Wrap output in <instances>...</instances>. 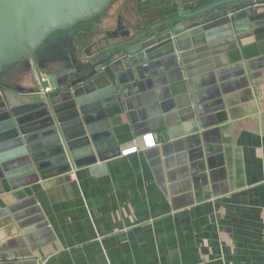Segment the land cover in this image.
<instances>
[{
	"label": "crops",
	"instance_id": "obj_1",
	"mask_svg": "<svg viewBox=\"0 0 264 264\" xmlns=\"http://www.w3.org/2000/svg\"><path fill=\"white\" fill-rule=\"evenodd\" d=\"M140 3L122 0L102 24L91 19L85 29L76 25L51 33L36 49L43 75L62 80L84 60L78 53L98 37L120 24L141 23L145 14L158 16L166 1L152 0L142 8ZM58 31L67 33L54 36ZM58 39L63 49L68 44L65 71L51 67L59 62ZM239 44L230 54L235 69L224 79L235 78L228 86L213 85L205 97L191 98L190 111L172 110L158 122V129L137 135L135 126L142 120L136 112L141 108L140 92L128 91L125 99L119 93L120 103L108 112L122 155L108 160L98 173L74 169L70 180L40 182L9 198L35 195L55 237L44 241L37 231L32 232L33 244L40 247L33 256L9 257L0 264H264V23ZM4 70L8 79L0 81L3 86L18 87L22 84L18 80L35 76L27 57ZM170 73L160 63L134 82H143L138 89L149 91L148 100L157 97L171 109L170 98L180 92L173 88ZM127 77L136 79L133 73ZM188 120L206 135L207 169L190 182L177 165L183 151L174 149L173 168L178 171L169 182L163 163L151 164L159 154L148 158L144 150L169 140L166 129ZM135 145L138 151H127Z\"/></svg>",
	"mask_w": 264,
	"mask_h": 264
},
{
	"label": "water",
	"instance_id": "obj_2",
	"mask_svg": "<svg viewBox=\"0 0 264 264\" xmlns=\"http://www.w3.org/2000/svg\"><path fill=\"white\" fill-rule=\"evenodd\" d=\"M111 1L0 0V70L23 57L35 70L33 79L24 78L18 87L0 84V200L5 203H0V260L33 256L40 247L33 244L32 232L44 241L55 237L35 195L9 198L40 182L70 180L74 169L98 173L122 155L108 112L120 103L119 93L125 99L128 91L140 92L136 134L153 131L172 110L190 111L191 98L205 97L213 85L225 89L235 78L224 79L235 69L230 54L264 23V0H165L164 13L145 14L141 23L120 24L98 37L62 80L46 78L37 46L57 30L103 16ZM160 63L172 71L171 84L180 92L169 99L171 109L157 97L148 100L149 91L138 89L143 82H134ZM131 73L136 79L129 81ZM177 126L166 129L169 140L144 153L161 155L151 164L163 163L170 182L178 171L171 153L181 149L178 169L191 182L206 172L207 139L192 120Z\"/></svg>",
	"mask_w": 264,
	"mask_h": 264
},
{
	"label": "rangeland",
	"instance_id": "obj_3",
	"mask_svg": "<svg viewBox=\"0 0 264 264\" xmlns=\"http://www.w3.org/2000/svg\"><path fill=\"white\" fill-rule=\"evenodd\" d=\"M105 2L107 1V0H104ZM129 1H133V0H129ZM121 2H122V0H112L111 1V3H110V6H109V8H108V11L104 14L105 16H99V17H97V18H94V20L93 21H95V22H98V21H101V23L100 24H102V20H104L106 17H107V15H108V13L110 12V11H112L115 7H117V6H119L120 4H121ZM123 2H124V0H123ZM140 2H141V0H140ZM125 3H128V1L126 2L125 1ZM138 4H139V2H138ZM103 6V5H102ZM143 6V5H142ZM101 7V6H100ZM99 7V8H100ZM139 7L141 8V3H140V5H139ZM139 12H142V10L141 11H139ZM143 13V12H142ZM96 16V15H95ZM87 18H89V17H87ZM89 20V19H88ZM88 20H85V21H80L79 22V24H77L78 25V29L79 30H82V29H85L86 27H84V26H86L87 25V21ZM106 20V19H105ZM105 20H104V22H105ZM103 22V23H104ZM67 32L66 31H58V32H56L55 34H54V36H62V35H64V34H66ZM60 41H61V39H58L57 41H55V43H58L55 47L58 49V60H59V62H57V63H55V62H53L52 63V66L51 67H59V69L61 68L63 71H65L66 70V66L67 65H69V59H67V56H66V54H67V49H68V44L65 42V47H64V49H63V42H61L60 43ZM36 55H37V52H36ZM62 55V56H61ZM66 57V58H65ZM78 57H84V52H83V50H81V52H80V54L78 53ZM60 69V70H61ZM5 70L3 69V70H0V81L1 80H5V79H8V75L6 74V71L4 72ZM62 71V72H63ZM19 82H23V80H18Z\"/></svg>",
	"mask_w": 264,
	"mask_h": 264
},
{
	"label": "built area",
	"instance_id": "obj_4",
	"mask_svg": "<svg viewBox=\"0 0 264 264\" xmlns=\"http://www.w3.org/2000/svg\"><path fill=\"white\" fill-rule=\"evenodd\" d=\"M145 137V145L147 144V145H149L150 144V142H149V139H148V135L146 136H144ZM151 143L153 144V141H152V139H151ZM138 149H139V147H138V145H135L134 147H132V148H130L129 150H127V151H130V152H136V151H138ZM127 151H124L125 153L127 152ZM73 176H74V173H71Z\"/></svg>",
	"mask_w": 264,
	"mask_h": 264
},
{
	"label": "flooded vegetation",
	"instance_id": "obj_5",
	"mask_svg": "<svg viewBox=\"0 0 264 264\" xmlns=\"http://www.w3.org/2000/svg\"><path fill=\"white\" fill-rule=\"evenodd\" d=\"M140 1V0H139ZM152 0H141V6L143 5H149L148 3H151ZM147 3V4H146ZM143 11V10H142Z\"/></svg>",
	"mask_w": 264,
	"mask_h": 264
},
{
	"label": "trees",
	"instance_id": "obj_6",
	"mask_svg": "<svg viewBox=\"0 0 264 264\" xmlns=\"http://www.w3.org/2000/svg\"><path fill=\"white\" fill-rule=\"evenodd\" d=\"M141 8H142V7H141ZM142 12H144V11H142ZM164 12H165V11L162 12V10H161V13H164Z\"/></svg>",
	"mask_w": 264,
	"mask_h": 264
}]
</instances>
